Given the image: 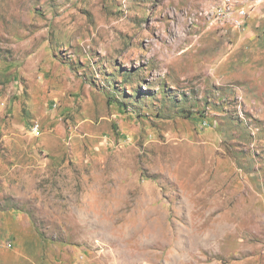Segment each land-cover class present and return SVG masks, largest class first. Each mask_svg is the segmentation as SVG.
Listing matches in <instances>:
<instances>
[{
    "label": "rangeland",
    "instance_id": "374dc122",
    "mask_svg": "<svg viewBox=\"0 0 264 264\" xmlns=\"http://www.w3.org/2000/svg\"><path fill=\"white\" fill-rule=\"evenodd\" d=\"M0 264H264V0H0Z\"/></svg>",
    "mask_w": 264,
    "mask_h": 264
}]
</instances>
